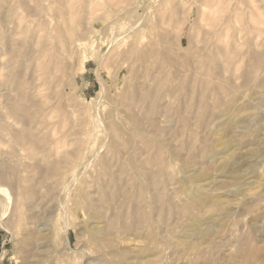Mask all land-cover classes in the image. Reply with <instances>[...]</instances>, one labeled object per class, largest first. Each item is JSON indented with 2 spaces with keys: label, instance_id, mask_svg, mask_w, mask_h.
Masks as SVG:
<instances>
[{
  "label": "rangeland",
  "instance_id": "374dc122",
  "mask_svg": "<svg viewBox=\"0 0 264 264\" xmlns=\"http://www.w3.org/2000/svg\"><path fill=\"white\" fill-rule=\"evenodd\" d=\"M207 1L0 0V264H264V0Z\"/></svg>",
  "mask_w": 264,
  "mask_h": 264
},
{
  "label": "bare ground",
  "instance_id": "6f19581e",
  "mask_svg": "<svg viewBox=\"0 0 264 264\" xmlns=\"http://www.w3.org/2000/svg\"><path fill=\"white\" fill-rule=\"evenodd\" d=\"M206 1H207V0H206ZM208 1H209V0H208ZM208 1H207V3H208ZM215 1H216V0H215ZM215 1L213 0V2H215ZM210 2H211V0H210ZM213 2H211V3H213ZM216 2H217V1H216ZM205 3H206V2H205ZM211 3H210V4H211ZM208 4H209V3H208ZM210 4L208 5V6H209V9H208V6H205V7H207L208 11H210L211 8H213V10H214V8L216 7V6H215V7H212V6H214L215 3H213V5H210ZM220 4H221V0H220L219 3H216V5H219V7H220ZM210 7H211V8H210ZM207 9L205 8L204 10H207ZM217 9H218V8L215 9V12H216ZM210 12H211V11H210ZM216 13H217V12H216ZM216 13H215V14H216ZM212 14H213V12H212ZM204 15H206V14L204 13ZM207 17H208V15H207ZM210 18L212 19V16H211ZM210 18H209V19H210ZM183 31H184V30H183Z\"/></svg>",
  "mask_w": 264,
  "mask_h": 264
}]
</instances>
